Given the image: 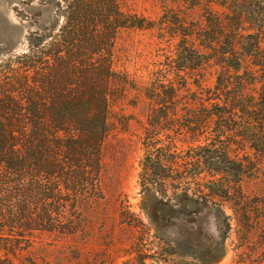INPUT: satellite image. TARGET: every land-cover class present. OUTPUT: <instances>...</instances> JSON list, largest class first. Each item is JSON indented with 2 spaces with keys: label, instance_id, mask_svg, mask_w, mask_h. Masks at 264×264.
Listing matches in <instances>:
<instances>
[{
  "label": "rangeland",
  "instance_id": "obj_1",
  "mask_svg": "<svg viewBox=\"0 0 264 264\" xmlns=\"http://www.w3.org/2000/svg\"><path fill=\"white\" fill-rule=\"evenodd\" d=\"M118 3L136 26L121 30L116 42L115 70L124 88L111 99L103 197L89 204L74 235L4 239L2 264H264V135L258 134L264 74L250 73L245 63L234 71L233 95L248 84L238 101L250 105L252 117L237 112L219 119L226 109L216 88L220 70L189 49L200 43L189 35L209 12L231 11L238 27L237 14L246 11L244 28L263 27L264 0ZM63 6L61 0H0V66L28 52L35 34L56 35ZM147 145L159 150L164 166L144 185ZM208 149L218 162L228 152V174L212 177L197 164Z\"/></svg>",
  "mask_w": 264,
  "mask_h": 264
},
{
  "label": "trees",
  "instance_id": "obj_2",
  "mask_svg": "<svg viewBox=\"0 0 264 264\" xmlns=\"http://www.w3.org/2000/svg\"><path fill=\"white\" fill-rule=\"evenodd\" d=\"M62 3L58 33L49 39L35 34L28 52L0 66V252L4 239L15 234H76L83 212L103 197L111 99L124 88L115 70L116 42L121 30L136 25L118 0ZM230 13L204 16L202 27L189 35L200 43L189 49L220 70L216 88L226 97V109L217 117L232 119L241 112L249 119L250 105L238 101L248 84L240 83L233 95V73L245 63L250 73L264 74V26L244 28L249 13L242 11L235 27ZM213 116H205L203 124H211ZM258 134L264 135V128ZM146 150L143 184L149 185L164 164L153 145ZM215 152L208 149L206 159L200 153L197 164L212 177L228 174L233 168L228 152L221 162L214 160Z\"/></svg>",
  "mask_w": 264,
  "mask_h": 264
}]
</instances>
